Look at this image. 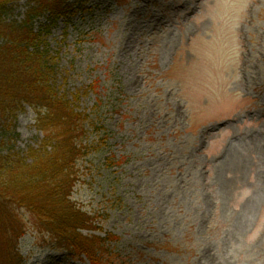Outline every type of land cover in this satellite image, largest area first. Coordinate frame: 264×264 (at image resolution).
I'll return each mask as SVG.
<instances>
[{
  "label": "rangeland",
  "instance_id": "1",
  "mask_svg": "<svg viewBox=\"0 0 264 264\" xmlns=\"http://www.w3.org/2000/svg\"><path fill=\"white\" fill-rule=\"evenodd\" d=\"M68 1L34 25L85 123L72 198L114 238L102 263L264 264V0ZM35 118L0 148L37 146ZM20 216L24 264H91Z\"/></svg>",
  "mask_w": 264,
  "mask_h": 264
},
{
  "label": "trees",
  "instance_id": "2",
  "mask_svg": "<svg viewBox=\"0 0 264 264\" xmlns=\"http://www.w3.org/2000/svg\"><path fill=\"white\" fill-rule=\"evenodd\" d=\"M14 1L0 0V145L15 131L13 121L27 105L36 112L42 138L25 153L0 148V264H24L18 245L27 226L20 210L29 212L35 229L58 247L101 264L114 238L86 233L101 227L72 198L85 123L58 88L48 25H34L44 13L54 19L70 14L75 3L31 0L24 19L16 23L5 18Z\"/></svg>",
  "mask_w": 264,
  "mask_h": 264
}]
</instances>
